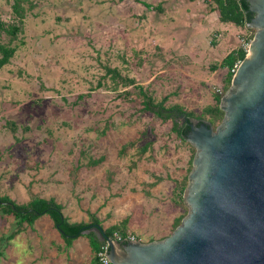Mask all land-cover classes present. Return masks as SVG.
<instances>
[{
	"label": "rangeland",
	"instance_id": "1",
	"mask_svg": "<svg viewBox=\"0 0 264 264\" xmlns=\"http://www.w3.org/2000/svg\"><path fill=\"white\" fill-rule=\"evenodd\" d=\"M15 1L0 0L7 22L17 18ZM209 1L21 0L18 47L0 69V193L17 203L52 197L71 222L92 213L103 228L129 217V235L142 242L169 235L182 212L172 201L174 180L190 149L167 134L172 118L182 121L142 112L135 94L119 96L131 86L111 88L106 67L133 78L154 101L168 95L166 108L199 114L223 83L219 64L235 34L247 33L199 21ZM13 226L12 216L0 215V236ZM4 246L0 264H92L87 237L67 246L47 214Z\"/></svg>",
	"mask_w": 264,
	"mask_h": 264
},
{
	"label": "water",
	"instance_id": "2",
	"mask_svg": "<svg viewBox=\"0 0 264 264\" xmlns=\"http://www.w3.org/2000/svg\"><path fill=\"white\" fill-rule=\"evenodd\" d=\"M248 52L220 99L222 121L178 114L194 148L183 192L187 214L165 238H105L112 264H264V0H246Z\"/></svg>",
	"mask_w": 264,
	"mask_h": 264
},
{
	"label": "trees",
	"instance_id": "3",
	"mask_svg": "<svg viewBox=\"0 0 264 264\" xmlns=\"http://www.w3.org/2000/svg\"><path fill=\"white\" fill-rule=\"evenodd\" d=\"M207 5L209 6L210 11L215 10L217 12L219 22L234 24L238 28H246L252 31V29L247 26L248 22L250 21V11L246 0H210L207 2ZM13 10L17 17L13 21L7 22L0 17V69L5 64L9 63L10 58L15 53L18 46L16 44L13 46L12 42H14L18 34L23 29L22 25L25 12L24 8L21 6V0H16L14 2ZM3 34L9 36L6 42L2 41ZM244 56L245 51L238 46L223 57L219 66L226 68V71L223 78V83L219 88L220 92L214 93L213 102L206 105L199 114H194L191 110L187 111L177 104L166 108L164 103L167 101L168 95L163 96L159 101H154L153 96L149 94L148 90H146L142 85L136 84L133 78L121 76L115 68L106 67V72L111 74V78L114 81L111 88L114 90H116L118 84H122L124 87L131 86L129 89H125L118 93V95L126 99H132V95L135 94V98L139 100V103L142 105L140 108L142 112H152L154 117L159 118L162 121L167 120L175 113L176 115L183 113L188 117H195L199 120L209 121L213 129H215L216 126L222 121L224 116V112L220 109L219 103L221 97L230 86L233 74L231 72V68L237 61L242 60ZM100 86H102L101 81L98 82V87ZM88 94L89 92L80 93L77 95V98H84L88 96ZM167 111L170 113H167ZM184 129L185 126L181 125L179 121L176 119L173 120L172 118V125L167 135L169 136V134H174L175 138L179 142H185L190 149V155L187 161V166L184 168V174L181 178L174 180L175 184L172 189V201L175 205L182 208V212L173 218L171 222V232L181 223V220L183 217H185L188 211V207L184 203L183 192L187 184V175L192 168L191 163L195 153V148L189 142H187L183 136ZM100 133L104 134L105 131H101ZM133 144V141L123 144L120 148V152L126 153L128 147L133 146ZM151 145L152 141H147L144 143L140 150L141 155ZM62 210L63 205L58 203L52 197L45 198L40 195H31L30 199L26 203H17L0 193V215L5 217L12 216L14 219L13 229L9 234L0 236V242L5 243L4 247H6L9 243V240L13 239L16 235L24 231L27 226L32 225L37 218L47 214L52 222V226L57 230L59 236L67 246H70L76 238L80 236H86L90 249L93 252L91 262L92 264H100L98 262V258L96 257V253L104 241H100V239L93 232L82 234V230L97 225L102 230L105 238L113 239L115 238V235H119L121 241H123L129 235V217L123 218L118 224H113L103 228L101 226L100 220L92 213L88 214L87 222H71L68 217L63 214ZM166 236L161 237V239L165 238ZM152 240L153 238L149 239L147 242Z\"/></svg>",
	"mask_w": 264,
	"mask_h": 264
},
{
	"label": "built area",
	"instance_id": "4",
	"mask_svg": "<svg viewBox=\"0 0 264 264\" xmlns=\"http://www.w3.org/2000/svg\"><path fill=\"white\" fill-rule=\"evenodd\" d=\"M246 30H247V33H245L244 36H242L240 34L238 35V46L245 51V54L248 52L249 45H250V42L252 39L251 36H253V34L251 33V31L249 29H246ZM240 62H241V60L237 61L233 65V67L231 68L232 73L235 72V70L238 67ZM217 92H220L219 89L217 90ZM114 239L121 241V238L119 235H115ZM134 239H137V238L133 237V235L132 236L128 235L124 240L127 241V240H134ZM107 250H108V244L106 242H103L102 245L100 246V249L96 253V257L98 258V262L100 264H112L106 257Z\"/></svg>",
	"mask_w": 264,
	"mask_h": 264
},
{
	"label": "crops",
	"instance_id": "5",
	"mask_svg": "<svg viewBox=\"0 0 264 264\" xmlns=\"http://www.w3.org/2000/svg\"><path fill=\"white\" fill-rule=\"evenodd\" d=\"M217 12L215 11V10H213V11H210L209 9L208 10H205V13H204V15L205 16H201L200 18H199V21H219L218 20V15L216 14ZM195 14H192V16H194ZM205 17H206V19H205ZM237 28L238 27H236V32H237ZM232 38V37H231ZM235 39H236V43L230 48V50L228 51V52H230L232 49H234V48H236V47H238V35H236L235 34ZM41 217V216H40ZM39 217V218H40ZM36 220H38V218L36 219ZM35 220V221H36ZM34 221V222H35Z\"/></svg>",
	"mask_w": 264,
	"mask_h": 264
},
{
	"label": "flooded vegetation",
	"instance_id": "6",
	"mask_svg": "<svg viewBox=\"0 0 264 264\" xmlns=\"http://www.w3.org/2000/svg\"><path fill=\"white\" fill-rule=\"evenodd\" d=\"M176 114V113H175ZM181 125H183V126H187V122H184V123H182Z\"/></svg>",
	"mask_w": 264,
	"mask_h": 264
}]
</instances>
